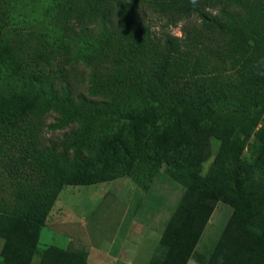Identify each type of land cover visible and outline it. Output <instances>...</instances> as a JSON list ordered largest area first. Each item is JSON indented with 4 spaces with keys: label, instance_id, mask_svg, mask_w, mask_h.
Returning a JSON list of instances; mask_svg holds the SVG:
<instances>
[{
    "label": "trees",
    "instance_id": "1",
    "mask_svg": "<svg viewBox=\"0 0 264 264\" xmlns=\"http://www.w3.org/2000/svg\"><path fill=\"white\" fill-rule=\"evenodd\" d=\"M103 1L57 5L98 32L72 30L69 43L63 28L48 51L0 31V160L26 181L0 210V264H31L37 254L38 264H85L54 247L38 251L46 215L64 185L115 179L139 161L185 188L148 264H186L218 201L232 211L206 264H264V129L251 159L241 157L264 111V0L149 1L170 24L195 16L206 33L187 39L155 36L136 13L140 0H116L114 26ZM61 46L71 65L109 62L91 69L86 93L67 71L43 68ZM143 95L177 107L148 113ZM49 112V130L69 129L43 144Z\"/></svg>",
    "mask_w": 264,
    "mask_h": 264
},
{
    "label": "rangeland",
    "instance_id": "2",
    "mask_svg": "<svg viewBox=\"0 0 264 264\" xmlns=\"http://www.w3.org/2000/svg\"><path fill=\"white\" fill-rule=\"evenodd\" d=\"M0 31L9 36L15 45L33 46L44 44L47 51L57 36H66L70 31H79L83 26L92 28L95 34L98 28L95 23L81 21L68 10L65 14H58V9L67 2H73L80 8L84 0H0ZM130 5L131 0H127ZM151 0H140L136 13L143 22L148 23L155 36L165 33L179 35L184 39L194 31L200 35L206 33L201 28L200 21L195 17L183 18L175 24L167 22L165 15L152 9ZM116 0H104V9L111 18L112 25H118L120 15L115 8ZM66 5V4H65ZM189 31V33H188ZM30 33H32L30 35ZM37 37L39 39L37 40ZM63 46L58 48L54 57H49L50 64L43 63L44 69H62L69 73L68 79L75 85V89L87 92V76L91 69L98 67L106 69L109 62L98 64L91 59L89 64L79 60L71 65L64 54ZM144 71L145 67L140 64ZM140 107H145L154 115L171 114L177 106L169 102L158 101L148 95H143ZM55 114L47 113L43 117L44 126L40 133L43 144H49L60 138L69 127L49 130L46 125L54 121ZM114 121V120H113ZM107 118L101 127L113 123ZM264 129V111L258 119L248 143L241 157L251 159V150L259 146L258 131ZM5 161L0 160V210L5 203L16 200L13 191L18 184L26 183L25 179L13 177V172ZM25 170H28L26 167ZM11 172V173H10ZM17 183V185H16ZM185 188L170 178L163 170L152 163L135 162L129 174L115 179L92 184L64 185L46 215L37 243L38 251L54 247L83 257L85 264H148V260L158 243L164 225L172 211L177 206ZM17 197V196H16ZM232 208L227 203L218 201L211 222L207 224L204 238L199 240L196 248L197 255L202 256V264H206L213 251L220 234L231 214ZM2 242L0 241V249ZM111 251L109 258L103 251ZM130 253H127V250ZM117 259V261H116ZM134 260L130 262V260ZM39 263V254L35 255L31 264ZM191 264H197L193 260Z\"/></svg>",
    "mask_w": 264,
    "mask_h": 264
},
{
    "label": "crops",
    "instance_id": "3",
    "mask_svg": "<svg viewBox=\"0 0 264 264\" xmlns=\"http://www.w3.org/2000/svg\"><path fill=\"white\" fill-rule=\"evenodd\" d=\"M212 213H213V212H212ZM210 217H211V216H210ZM209 222H211V219H210V218H209V220H208V223H209ZM208 223H207V224H208ZM207 224H206V226H205V228H204L202 234L200 235V238H199L200 241H201V239L204 238V233H205V231H206ZM199 240H198V242H197V244H196V246H195V248H194L192 254L190 255V257H189V259H188V261H187L186 264H191V263L193 262V260H196V263H197V264H202V262H201V261H202V256L197 255V253H196V248H197V246H199V244H201V243H199ZM103 253H104V254H107V255H105V257H107V258H109V256H111V255H110V254H111V251H110V250L107 251V249H104ZM127 253H130V250H129V249L127 250ZM111 257H112V258H115V257H113V256H111ZM129 260H130V262L135 261V259H134V260L129 259ZM116 261H117V259H116Z\"/></svg>",
    "mask_w": 264,
    "mask_h": 264
}]
</instances>
